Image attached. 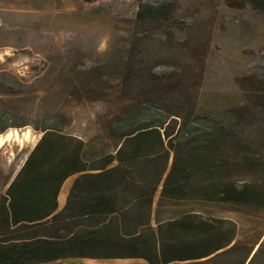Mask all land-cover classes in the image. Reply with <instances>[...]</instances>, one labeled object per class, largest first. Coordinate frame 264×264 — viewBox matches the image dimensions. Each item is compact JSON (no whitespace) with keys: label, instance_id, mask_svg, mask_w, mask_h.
Segmentation results:
<instances>
[{"label":"rangeland","instance_id":"obj_1","mask_svg":"<svg viewBox=\"0 0 264 264\" xmlns=\"http://www.w3.org/2000/svg\"><path fill=\"white\" fill-rule=\"evenodd\" d=\"M141 1L0 0V115L12 125L0 132V138L9 135L0 145V203L8 197L17 208L16 199L26 197L39 208L63 174L70 173L73 187L90 168L124 166L104 160L117 150L111 125L156 95L179 96L192 119L196 112L243 107L256 123L243 135L250 133L252 146L226 153L235 161L228 174L245 185L250 203L168 200L161 215L195 210L231 218L241 250L255 252L262 244L264 262V113L257 106L264 97V0H177L182 22L169 24L140 23ZM173 159L169 147L131 166L159 171L151 194L154 219ZM138 184L151 189L146 180ZM148 232L137 237L139 253Z\"/></svg>","mask_w":264,"mask_h":264},{"label":"trees","instance_id":"obj_2","mask_svg":"<svg viewBox=\"0 0 264 264\" xmlns=\"http://www.w3.org/2000/svg\"><path fill=\"white\" fill-rule=\"evenodd\" d=\"M180 9L177 0H142L137 20L144 24L182 22ZM134 60L130 59L128 64H134ZM161 97L156 95L146 107L136 104L122 119L113 121L111 133L118 138L117 150L105 154L104 160L109 157L108 162L118 160L125 165L90 168V173L77 179L61 210L58 191L70 173L63 174L52 199L39 208L26 197L16 199L17 208L13 203L9 206L8 197L3 198L0 246L28 241L33 251L28 256L34 254L28 262L84 264L55 262L60 250L67 249L58 246L57 241H72L76 233H81L82 238L73 244L77 250L107 257L143 258L148 264H264L259 260L262 244L255 252L254 248L241 250L242 244L236 242L237 224L231 218L195 210L167 219L161 215L168 200L250 203L245 185H237L228 174L235 161L226 151L228 147L249 150L250 133L246 138L243 135L256 123L247 117L243 107L219 114L196 112L192 119L185 114L187 109L179 96L167 95L160 100ZM257 101L264 113V97ZM6 120V113L0 115V132L12 126ZM7 138L9 135L1 137L0 145ZM169 147L174 159L163 180L154 219L151 194L156 188L154 184L157 186L161 180L159 171L131 166L161 155ZM242 159L247 160L245 156ZM141 180L151 184L149 191L138 184ZM28 190L33 192L36 187L30 185ZM153 221L155 229L151 226ZM145 228L150 230L147 245L139 253L137 237ZM42 242L48 247L36 248Z\"/></svg>","mask_w":264,"mask_h":264},{"label":"crops","instance_id":"obj_3","mask_svg":"<svg viewBox=\"0 0 264 264\" xmlns=\"http://www.w3.org/2000/svg\"><path fill=\"white\" fill-rule=\"evenodd\" d=\"M71 190H72V178L69 177L64 178L60 184L58 191V196H57L58 207L61 202H63L62 203L63 207L66 205L70 197ZM81 238H82L81 233H76V235L73 236L72 241L70 240L57 241L58 246L60 247L67 246V249H65L66 251L60 250L55 262H63V263L76 262V263H84V264H122L121 261L118 260H125L130 258V257H107L104 256L105 254L103 253L99 255L98 253L94 254L89 250H85V251L77 250L74 248L73 244L76 243V240H80ZM47 247L48 245L42 242V243H38L36 248L46 249ZM37 251H42V250L38 249ZM31 252L33 251L30 250V247H28V241L7 243L3 246H0V264H13V263L28 264L29 262L33 261L30 260L28 262V259H32V255H34L32 254L28 256V254ZM81 252L84 254H82ZM48 261H42L40 263H52ZM146 264H148V262H146Z\"/></svg>","mask_w":264,"mask_h":264}]
</instances>
